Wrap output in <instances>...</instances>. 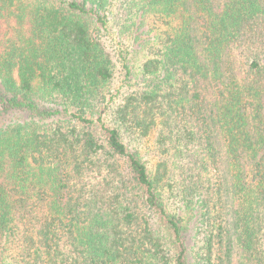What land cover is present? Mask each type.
<instances>
[{
	"label": "trees",
	"instance_id": "1",
	"mask_svg": "<svg viewBox=\"0 0 264 264\" xmlns=\"http://www.w3.org/2000/svg\"><path fill=\"white\" fill-rule=\"evenodd\" d=\"M0 264H264V0H0Z\"/></svg>",
	"mask_w": 264,
	"mask_h": 264
}]
</instances>
